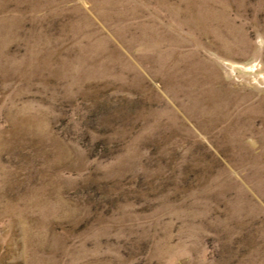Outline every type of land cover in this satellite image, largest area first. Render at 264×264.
I'll list each match as a JSON object with an SVG mask.
<instances>
[{
    "label": "rangeland",
    "instance_id": "374dc122",
    "mask_svg": "<svg viewBox=\"0 0 264 264\" xmlns=\"http://www.w3.org/2000/svg\"><path fill=\"white\" fill-rule=\"evenodd\" d=\"M0 264H264V0H0Z\"/></svg>",
    "mask_w": 264,
    "mask_h": 264
}]
</instances>
